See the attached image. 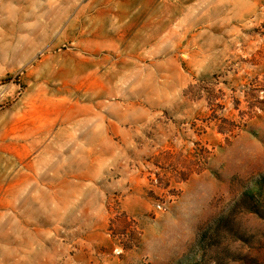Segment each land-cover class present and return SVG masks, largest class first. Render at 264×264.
<instances>
[{
    "label": "rangeland",
    "instance_id": "1",
    "mask_svg": "<svg viewBox=\"0 0 264 264\" xmlns=\"http://www.w3.org/2000/svg\"><path fill=\"white\" fill-rule=\"evenodd\" d=\"M0 264H264V0H0Z\"/></svg>",
    "mask_w": 264,
    "mask_h": 264
}]
</instances>
